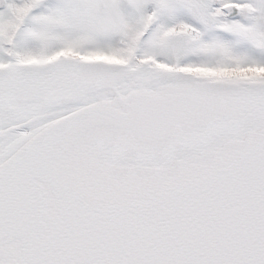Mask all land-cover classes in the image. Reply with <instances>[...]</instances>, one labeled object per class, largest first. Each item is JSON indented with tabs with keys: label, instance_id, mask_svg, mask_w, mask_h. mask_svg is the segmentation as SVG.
<instances>
[{
	"label": "snow or ice",
	"instance_id": "6c2138e0",
	"mask_svg": "<svg viewBox=\"0 0 264 264\" xmlns=\"http://www.w3.org/2000/svg\"><path fill=\"white\" fill-rule=\"evenodd\" d=\"M0 264H264V0H0Z\"/></svg>",
	"mask_w": 264,
	"mask_h": 264
}]
</instances>
